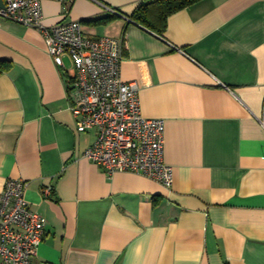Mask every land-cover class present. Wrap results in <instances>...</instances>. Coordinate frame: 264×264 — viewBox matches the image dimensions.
Segmentation results:
<instances>
[{
  "label": "crops",
  "instance_id": "obj_1",
  "mask_svg": "<svg viewBox=\"0 0 264 264\" xmlns=\"http://www.w3.org/2000/svg\"><path fill=\"white\" fill-rule=\"evenodd\" d=\"M142 1L42 0V24L122 40L121 80L165 121L169 189L84 158L95 133H76L72 65L67 76L39 30L0 19V192L23 180L45 221L31 264H264V0H201L162 34L126 20ZM105 7L126 18L94 25Z\"/></svg>",
  "mask_w": 264,
  "mask_h": 264
},
{
  "label": "built area",
  "instance_id": "obj_2",
  "mask_svg": "<svg viewBox=\"0 0 264 264\" xmlns=\"http://www.w3.org/2000/svg\"><path fill=\"white\" fill-rule=\"evenodd\" d=\"M41 2L3 0L0 19L39 30L55 66L67 74L65 59L72 65L66 83L76 133H95L84 158L108 177L130 173L171 188L174 170L164 162L165 121L143 116L138 85L121 80L122 40L88 36L78 20L44 26ZM26 188L23 180L9 179L0 192V264H31L44 239L45 221L29 208ZM51 193L52 187L44 191L45 197Z\"/></svg>",
  "mask_w": 264,
  "mask_h": 264
},
{
  "label": "trees",
  "instance_id": "obj_3",
  "mask_svg": "<svg viewBox=\"0 0 264 264\" xmlns=\"http://www.w3.org/2000/svg\"><path fill=\"white\" fill-rule=\"evenodd\" d=\"M201 0H144L135 12L126 20L142 25L157 34H162L166 28L168 16L189 6L198 3ZM122 16L110 15L107 18H101L93 21L94 25L106 24ZM9 63L0 61V75L9 70Z\"/></svg>",
  "mask_w": 264,
  "mask_h": 264
},
{
  "label": "water",
  "instance_id": "obj_4",
  "mask_svg": "<svg viewBox=\"0 0 264 264\" xmlns=\"http://www.w3.org/2000/svg\"><path fill=\"white\" fill-rule=\"evenodd\" d=\"M3 6H4L3 0H0V7H3Z\"/></svg>",
  "mask_w": 264,
  "mask_h": 264
}]
</instances>
